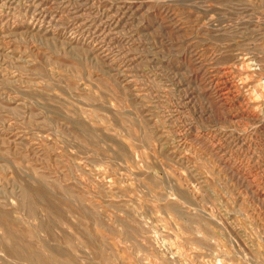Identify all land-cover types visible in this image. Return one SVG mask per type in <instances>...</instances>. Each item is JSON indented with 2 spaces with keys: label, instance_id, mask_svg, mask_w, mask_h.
<instances>
[{
  "label": "rangeland",
  "instance_id": "1",
  "mask_svg": "<svg viewBox=\"0 0 264 264\" xmlns=\"http://www.w3.org/2000/svg\"><path fill=\"white\" fill-rule=\"evenodd\" d=\"M257 223L264 0H0V264H264Z\"/></svg>",
  "mask_w": 264,
  "mask_h": 264
},
{
  "label": "built area",
  "instance_id": "2",
  "mask_svg": "<svg viewBox=\"0 0 264 264\" xmlns=\"http://www.w3.org/2000/svg\"><path fill=\"white\" fill-rule=\"evenodd\" d=\"M231 168V167H230ZM232 169V168H231ZM233 170V169H232ZM230 172V171H229ZM232 173V172H231ZM253 184V183H252ZM255 187V185L253 186ZM255 190L258 191L259 189L257 187H255ZM224 207L223 212L225 214H228V209H231V207L229 205H226V207L224 205L221 206V208ZM222 225L224 226V223H222ZM234 225V224H233ZM263 227V228H261ZM253 231H255V239H257V237H264V224H260L257 223L254 225V229ZM234 238H230L229 236V240L234 243L236 250H235V254L239 255V256H246V253L244 252V250L236 243V240H240L242 239V237L247 236V233L245 232V230L241 229L238 225H234ZM233 245V244H231Z\"/></svg>",
  "mask_w": 264,
  "mask_h": 264
},
{
  "label": "bare ground",
  "instance_id": "3",
  "mask_svg": "<svg viewBox=\"0 0 264 264\" xmlns=\"http://www.w3.org/2000/svg\"><path fill=\"white\" fill-rule=\"evenodd\" d=\"M11 239V238H10ZM10 241V240H9ZM22 246L20 245V243H15L13 248L11 249L13 254L16 255L17 257H19L21 260H24L25 262H28L30 259L29 257L26 255V253H24L22 250H21ZM18 258V259H19ZM19 259V260H20ZM24 261H21V262H24ZM20 262V261H19ZM43 264V262H42ZM45 264V263H44Z\"/></svg>",
  "mask_w": 264,
  "mask_h": 264
}]
</instances>
